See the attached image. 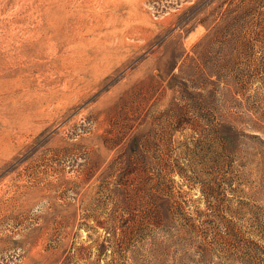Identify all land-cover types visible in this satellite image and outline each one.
<instances>
[{"label": "rangeland", "instance_id": "obj_1", "mask_svg": "<svg viewBox=\"0 0 264 264\" xmlns=\"http://www.w3.org/2000/svg\"><path fill=\"white\" fill-rule=\"evenodd\" d=\"M0 264H264V0H0Z\"/></svg>", "mask_w": 264, "mask_h": 264}]
</instances>
